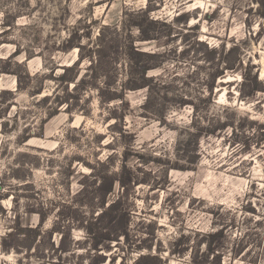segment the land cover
I'll return each instance as SVG.
<instances>
[{"label":"rangeland","instance_id":"374dc122","mask_svg":"<svg viewBox=\"0 0 264 264\" xmlns=\"http://www.w3.org/2000/svg\"><path fill=\"white\" fill-rule=\"evenodd\" d=\"M256 18L264 21V0H0V264L264 259L256 251L264 248V23ZM79 46L85 60L68 78L86 75L78 92L88 93L59 106L39 138L57 105L39 101L73 92L59 78ZM99 46L108 77L90 82ZM14 53L22 66L8 59ZM105 81L124 103L89 89ZM98 161L125 182L105 202L121 201L114 240L101 219Z\"/></svg>","mask_w":264,"mask_h":264},{"label":"trees","instance_id":"16d2710c","mask_svg":"<svg viewBox=\"0 0 264 264\" xmlns=\"http://www.w3.org/2000/svg\"><path fill=\"white\" fill-rule=\"evenodd\" d=\"M11 23H4V26H11ZM3 43H0V46H2ZM80 48V55H79V59L78 61L70 66V67H65V72L63 73V75L59 78L61 81H64L66 83H74V88H73V92H69V94H67L66 97L61 98L59 95H57L56 90L54 91L53 94L51 95H46L45 97H43L39 103L43 104V105H47L49 104L50 101L53 100V102L57 105L49 107V114L48 117L43 120L42 126H41V133L39 135H37V137L42 138L44 136V126L46 124V122H48L49 120H51L52 118H54L55 116H57L60 113V108L59 106H63L64 104H69V101L74 99L76 102L80 100L81 95H86L88 92V89H85L83 94H79L78 91H80L79 89L84 86L85 84H87V76L84 75L82 78H80L78 80L79 77V71L77 72V75H75L74 77L68 78L69 73H72L74 71V67L77 65H80L79 63H82L85 60V56L83 55L82 51H83V46H79ZM19 55V53H14L12 54L8 59L11 60V62H13V59H15L17 56ZM107 56H108V52L105 48V46H99L97 51H96V56L94 57H90V61H91V65L89 67L90 70H92V76H90L91 81L90 82H95L96 80L98 81V79H100L101 77H108V72H107V64L109 63L107 60ZM97 57V58H96ZM34 58V56H29L27 58V60H30ZM2 61V59H0V62ZM14 65L16 66H22L19 63L13 62ZM110 64V63H109ZM3 71L2 73H9V74H16L18 76V78L20 77L18 73H15V71ZM144 74H147V69H145L143 71ZM26 76L28 79L30 80H34L35 78L38 77V74L36 75H31L28 71L25 72ZM48 75H44L43 79L44 81H46L48 79ZM53 78V77H50ZM78 80V81H77ZM113 83V82H112ZM110 81H105L104 85H106L105 88H103L102 86L98 85V84H92L91 87L89 89H96L99 93L101 98H103V94L107 93V97L106 100L108 102H116V101H121L122 103H124V95L118 93L117 91H110V89H108V86H111ZM259 84V83H258ZM19 89H22V85L20 83L19 80ZM43 88L41 89H37V90H33V91H29V96L30 97H37L38 95H41L43 93ZM255 91H259V89L256 88ZM10 93V92H9ZM62 99V100H61ZM78 104L76 105V107L78 108ZM72 105H69L68 108L66 109V111L68 113H72ZM85 114V112H84ZM2 118V117H0ZM4 126H6V124H4ZM228 127L227 124L224 123V125H221V127H218L216 129V132L218 131H223ZM208 134H214L213 131H207ZM99 166L101 167L100 170H98V173L95 174L96 172H94V176L96 177V180L99 182V185L97 187L98 193L101 195V197H103V203L102 206L104 208L103 213L101 214V219H108L110 226L112 225V231L109 233L110 236H108L107 240H114L116 238V236L119 233V228L117 227L119 221H120V217L123 216L124 214L122 213V209H121V201L120 198L116 201H114L113 203H111L107 208H105V202L107 197L112 194L115 190V186L117 183L121 184L122 186H124L125 182L123 181V179H120V173H116L110 170V168L108 167V165H106L105 162H100L98 161ZM94 170H96V167L93 168ZM91 175L93 176V172L91 173ZM99 221V220H97ZM90 222L88 223V227H85L86 231H88V233H93V232H97L95 230H97V225L98 222ZM95 227V228H93ZM115 234L114 236L111 235Z\"/></svg>","mask_w":264,"mask_h":264},{"label":"clouds","instance_id":"9594fccd","mask_svg":"<svg viewBox=\"0 0 264 264\" xmlns=\"http://www.w3.org/2000/svg\"><path fill=\"white\" fill-rule=\"evenodd\" d=\"M142 6H143V5H141V7H142ZM197 6H201V5H198V4H192V5H191V7H197ZM229 6H230V4H229V5H225V7H224V11H225L226 14H227L228 7H229ZM238 16H241V17H242V13H241V14H238ZM256 22H257V26H258L259 23H264V21H260L259 18H256ZM21 23H23V21H21ZM242 29H244V24H243V20L240 19L237 28L233 30V31H234V34H235L237 31H240V30H242ZM240 35H241V37L243 36V32H242V31L240 32ZM201 63H203V61H201ZM230 75H231V78L234 79V80H236V81L238 82V84H239V82L241 81V73L236 72V73H232V74H230ZM262 98H264V97H262ZM186 111H187V113L189 114V115L187 116V118H186V121H185V123L187 124V123H191V115H190V113H191L192 109H191V108H188ZM174 115H175V113H173L172 115L168 116L167 119L171 120V119L173 118ZM220 118L223 119L224 117L221 116ZM189 131H193V129H189ZM229 131H230V130H229ZM171 135H172L173 137H175V136H176V133H171ZM238 147H239V146H238ZM247 230H248V229H244V231H247ZM241 234H242V233H241ZM0 235H3V233H0ZM250 247H251V246H250ZM256 251L264 252V248L257 249ZM254 255H255V253H254ZM4 258H5V259H12V257H4ZM251 261H252V257H249V260H248V261H245L244 264H250ZM13 264H14V261H13ZM258 264H264V259H260V260L258 261Z\"/></svg>","mask_w":264,"mask_h":264}]
</instances>
